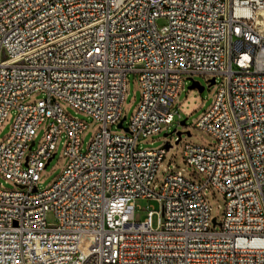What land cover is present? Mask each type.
<instances>
[{
    "label": "built area",
    "instance_id": "1",
    "mask_svg": "<svg viewBox=\"0 0 264 264\" xmlns=\"http://www.w3.org/2000/svg\"><path fill=\"white\" fill-rule=\"evenodd\" d=\"M261 13L264 0H0V126L17 111L0 144V175L17 188L0 189V264H264ZM131 73L141 99L127 132L112 134ZM184 75L222 78L196 124L215 142L206 148L181 138L179 164L202 177L171 171L156 194L168 150L137 142L180 117L171 107ZM37 92L42 101L20 104ZM59 102L102 124L84 154L86 125L67 118ZM62 138L69 162L39 190ZM207 188L225 201L218 232ZM137 200L159 211L135 223Z\"/></svg>",
    "mask_w": 264,
    "mask_h": 264
},
{
    "label": "rangeland",
    "instance_id": "2",
    "mask_svg": "<svg viewBox=\"0 0 264 264\" xmlns=\"http://www.w3.org/2000/svg\"><path fill=\"white\" fill-rule=\"evenodd\" d=\"M159 26L165 24L164 20H159ZM211 77L201 76V75H192V76H182V89L178 93V96L174 100L171 111H177V115L174 116V122L167 129H164L158 134L148 136L138 140L137 147L144 150L156 151L165 146L166 143L171 145V148L166 152L164 160L161 163V166L158 168L156 176L154 177L152 183V189L156 194L160 193L163 183L166 180V177L170 172H178L182 170V175L194 182H198V179L202 177L196 172L192 167L186 165H180L179 159L182 156L183 143L179 142L175 144L177 140L176 133H172L173 130L176 132H181L182 140L185 138L187 141H193L194 144L202 147H213L214 139L207 133L199 130L196 127V124L201 119L206 111H208L214 103L216 93L221 86L222 78H219L216 84L209 86V80ZM192 81L198 82L203 91L199 92L198 89H189ZM45 98L44 93L37 92L32 94L29 98L20 102L23 105H33L38 101H42ZM141 99V89L138 79V74L131 73L127 76L126 81V96L122 107V117H126V120L123 122V127H127L131 118L135 114L139 102ZM59 106L63 114L72 120L82 121L86 125L85 131L81 134V145L80 151L84 154L89 144L94 139L95 135L102 130V124L96 122L86 114H83L65 102H59ZM17 111L16 109L11 110L4 122L0 126V144L3 143L11 134ZM186 120V126H180V122ZM48 126V122L44 123L36 132L34 137L35 146L32 151L35 152L39 149L44 132ZM112 134L123 135V129H117L115 126H108L107 128ZM189 132L190 136L186 133ZM168 133L167 137H164V134ZM172 133V134H171ZM65 140L58 139L55 157L51 160L49 165L44 169L39 175L38 189L46 190L48 189L55 181H57L63 174L64 169L68 164V159L64 156L65 149ZM168 168L170 171H168ZM0 189L3 191H15L17 188L11 181H7L0 175ZM204 198L210 206V218L216 219L217 223L223 221V210L225 206L224 198L218 194L213 188H207L203 192ZM148 210H153L158 212L159 205L154 201L146 200H137L136 209L134 212V222L141 223L147 218ZM157 216L153 217V225L156 226ZM46 221L48 224L52 225L55 223V218L52 212H48L46 215ZM214 231H220L221 227H211Z\"/></svg>",
    "mask_w": 264,
    "mask_h": 264
},
{
    "label": "water",
    "instance_id": "3",
    "mask_svg": "<svg viewBox=\"0 0 264 264\" xmlns=\"http://www.w3.org/2000/svg\"><path fill=\"white\" fill-rule=\"evenodd\" d=\"M214 84H215L214 79H210V80H209V86H212V85H214ZM189 89H191V90H192V89H198L199 92H202L204 88L201 87V86L199 85L198 82H194V81H192V83H191ZM125 120H126V117H122V119L120 120V122H119V124L117 125V127L120 128V129H123L124 131L127 132V128L123 127V122H124ZM179 124H180V126H186V120L181 121ZM172 133H176V135H177L178 138H177L175 144H178L179 141H180V139H181V135H182V133H181V132H176V130H173ZM172 133H171V134H172ZM186 134H187L188 136H190V133H189V132H187ZM168 135H169V134L166 133V134H164V137H167ZM164 147H165L166 150H169V149L171 148V145H169L168 143H166ZM212 224H213V226H219V225H220L219 223L216 222V219H215V218L212 219Z\"/></svg>",
    "mask_w": 264,
    "mask_h": 264
},
{
    "label": "bare ground",
    "instance_id": "4",
    "mask_svg": "<svg viewBox=\"0 0 264 264\" xmlns=\"http://www.w3.org/2000/svg\"><path fill=\"white\" fill-rule=\"evenodd\" d=\"M264 21V13L259 14V22Z\"/></svg>",
    "mask_w": 264,
    "mask_h": 264
}]
</instances>
